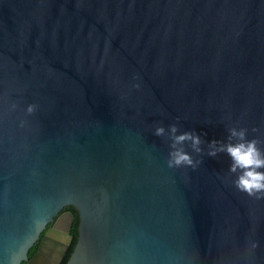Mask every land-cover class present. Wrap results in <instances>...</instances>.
<instances>
[{"label": "water", "instance_id": "1", "mask_svg": "<svg viewBox=\"0 0 264 264\" xmlns=\"http://www.w3.org/2000/svg\"><path fill=\"white\" fill-rule=\"evenodd\" d=\"M232 126L264 148V0H0V264L68 207V264H264V197L209 154Z\"/></svg>", "mask_w": 264, "mask_h": 264}, {"label": "clouds", "instance_id": "2", "mask_svg": "<svg viewBox=\"0 0 264 264\" xmlns=\"http://www.w3.org/2000/svg\"><path fill=\"white\" fill-rule=\"evenodd\" d=\"M16 103L9 105L10 110H15ZM38 105L35 103L27 106L28 114L34 113ZM26 119L20 120V126L26 124ZM166 129L160 126L156 129L158 135L165 134ZM176 125L172 126L173 144L170 153L169 166H179L182 164L194 165L196 162L190 153L181 146L185 140H191L196 151H202L201 137L193 132H183L177 134ZM228 142L213 140L210 143L209 154L216 155L217 152L225 151L232 159L231 170L238 172L234 180L236 186L249 195L264 197V148L260 146L259 138H249L246 127L232 126L229 128ZM256 244L253 243L252 247Z\"/></svg>", "mask_w": 264, "mask_h": 264}, {"label": "flooded vegetation", "instance_id": "3", "mask_svg": "<svg viewBox=\"0 0 264 264\" xmlns=\"http://www.w3.org/2000/svg\"><path fill=\"white\" fill-rule=\"evenodd\" d=\"M70 208L71 207L63 209L62 212L59 214V216L56 217L55 220L47 226L45 231L42 233L40 239L35 243L33 248L29 251L28 260L24 261L22 264H30L34 260H38L39 255L42 254L41 249L47 247L45 245L44 239H45L46 234L48 233L49 229L54 227V224H55V222L58 221L59 217H61L62 215H65L67 213H73L75 215V218L73 220V225H72V228L69 232V236L62 237L60 239L55 238L53 240L54 244H52L51 248L48 247V250H46V252L44 253V255L40 261V264H68L69 259L71 258V255H72L73 250H74V249L72 250V246H73L74 242L76 241V239L78 240V236H76L74 234V231H73L74 223L80 222L79 212L76 210L78 212V214L76 215L75 212ZM77 218H78V221H77ZM77 232L79 235V225L77 228ZM70 236L73 237L72 240H70V238H69ZM76 243H77V241H76ZM66 248H67V250L65 251Z\"/></svg>", "mask_w": 264, "mask_h": 264}, {"label": "trees", "instance_id": "4", "mask_svg": "<svg viewBox=\"0 0 264 264\" xmlns=\"http://www.w3.org/2000/svg\"><path fill=\"white\" fill-rule=\"evenodd\" d=\"M70 209H72V210L75 212L76 215L78 214V212H77L73 207H71ZM77 221H78V218H77ZM79 223H80V222H75V223H74L73 231H74V234H75L76 236H78L77 228H78ZM76 241H77V239H76ZM76 241L74 242V244H73V246H72V250L75 248ZM72 250H71V251H72Z\"/></svg>", "mask_w": 264, "mask_h": 264}]
</instances>
